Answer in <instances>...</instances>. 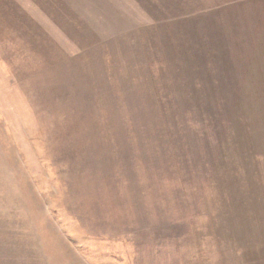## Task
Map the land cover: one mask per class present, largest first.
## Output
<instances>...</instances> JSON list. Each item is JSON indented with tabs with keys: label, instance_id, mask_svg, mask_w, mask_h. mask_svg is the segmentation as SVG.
Returning a JSON list of instances; mask_svg holds the SVG:
<instances>
[{
	"label": "rangeland",
	"instance_id": "obj_1",
	"mask_svg": "<svg viewBox=\"0 0 264 264\" xmlns=\"http://www.w3.org/2000/svg\"><path fill=\"white\" fill-rule=\"evenodd\" d=\"M110 37L182 65L164 102L209 173L187 208L135 200L92 142ZM0 264H264V0H0Z\"/></svg>",
	"mask_w": 264,
	"mask_h": 264
},
{
	"label": "crops",
	"instance_id": "obj_2",
	"mask_svg": "<svg viewBox=\"0 0 264 264\" xmlns=\"http://www.w3.org/2000/svg\"><path fill=\"white\" fill-rule=\"evenodd\" d=\"M117 33L114 31L112 36ZM129 39L121 43L110 37L107 41L99 40L96 46L97 55L92 62L97 79L86 95L98 109L103 138L98 130L99 141L92 142L105 145L102 155L120 178L118 183L127 184L128 190L135 192V200L143 199L144 204L159 205L162 209L187 208V204L179 203H185L186 194H195L201 185L203 188L209 173L203 167L201 146L196 145L200 144L199 139L188 136L190 129L183 135L176 131V120L164 99L170 98L167 92L176 96V92L191 91L190 85L173 78L182 69L181 64L149 59L144 47H132ZM172 71L176 73L168 77ZM76 92L87 91L77 86ZM77 96L83 100L82 95ZM187 105L184 99L177 102V108L184 112ZM74 132V126L67 127L66 138L71 144L76 140H72ZM87 139L89 158L94 152L90 137ZM108 144L113 146L110 151L106 149ZM190 177L198 178V183H188Z\"/></svg>",
	"mask_w": 264,
	"mask_h": 264
},
{
	"label": "trees",
	"instance_id": "obj_3",
	"mask_svg": "<svg viewBox=\"0 0 264 264\" xmlns=\"http://www.w3.org/2000/svg\"><path fill=\"white\" fill-rule=\"evenodd\" d=\"M72 126H73V124H72ZM72 126H70V127H72ZM66 127H67V126H66ZM70 127H69V128H70ZM66 173H67V176L69 177V176H70V174H68V172H67V171H66ZM70 178H71V176H70Z\"/></svg>",
	"mask_w": 264,
	"mask_h": 264
}]
</instances>
